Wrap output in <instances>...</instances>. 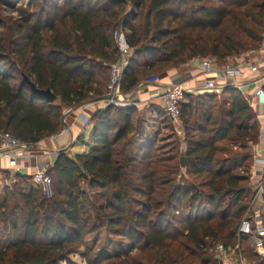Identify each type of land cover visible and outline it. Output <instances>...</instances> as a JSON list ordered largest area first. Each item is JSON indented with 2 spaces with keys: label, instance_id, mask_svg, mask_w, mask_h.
<instances>
[{
  "label": "trees",
  "instance_id": "obj_1",
  "mask_svg": "<svg viewBox=\"0 0 264 264\" xmlns=\"http://www.w3.org/2000/svg\"><path fill=\"white\" fill-rule=\"evenodd\" d=\"M4 1L14 2L0 5ZM28 5L21 21L8 23L0 15V134L29 145L60 134L66 110L108 94L111 68L121 59L117 30L133 49L123 93L156 72L163 76L208 56L226 63L264 42V0ZM27 79L38 90H51L56 101L35 93ZM222 96L185 94L184 154L179 147L156 154V142H141L144 121L133 120L134 108L96 111L92 147L74 157L62 153L48 169L50 196L32 177H20L17 193L5 188L0 264H60L83 247L86 264H218V244H239L250 264H264L253 238L238 237L242 220L253 212L250 170L260 126L238 90L226 88ZM227 141L240 151L221 145ZM103 230L121 241L98 249L87 244Z\"/></svg>",
  "mask_w": 264,
  "mask_h": 264
},
{
  "label": "crops",
  "instance_id": "obj_2",
  "mask_svg": "<svg viewBox=\"0 0 264 264\" xmlns=\"http://www.w3.org/2000/svg\"><path fill=\"white\" fill-rule=\"evenodd\" d=\"M143 62L144 61L141 59L139 65L143 64ZM203 62L202 59L198 58L177 69H169L163 76L148 77L139 83L137 88L128 93H123L120 89V94L122 96L121 101H134L137 104L134 107H129L135 109L133 119L139 115H146L147 117V122H144V136L141 137V142H152L151 138L154 136L156 138L158 137L159 130L155 129L154 124L155 120L158 121L161 113L165 114L160 99V94L163 89L172 85H181L185 90V94L188 95L214 94L213 92H206L204 90L208 76L203 72ZM228 62L232 63L230 60L227 61V63ZM222 64L224 63H219V65ZM180 71L182 73L181 75L185 77L183 80H181L182 77H179ZM235 89L240 92L244 100L252 108L260 126L259 141L252 147L254 158L250 172V181L255 194L261 181L264 179V110L260 111L252 107L249 102V95L243 93L240 88ZM249 90L250 89H245L246 93ZM222 94L223 92L220 95ZM214 95L217 96L218 94ZM105 105V102L92 101L78 108L66 110L64 112L63 131L56 135L55 139L49 137L37 144L29 145L28 149L32 154V158L22 160L17 168L12 167L7 159L1 157L0 150V188L5 189L13 179L15 182H18L19 179L26 177H32V183L36 185L34 182V174L42 167L50 168L53 166L61 152L64 151L69 157H74L77 154L88 151L93 145V125L91 123V118L96 111L105 109ZM165 117H167L166 114ZM183 145H185L186 148L185 141H183ZM2 195L5 196V193L3 192ZM263 200L264 196L263 198L259 197L256 208L260 206V203H263ZM256 239L257 237L254 235L252 241L254 246ZM255 253L264 257V248L261 249L260 252ZM232 260H234V258ZM217 263L219 264L218 260ZM223 264H228V261H225Z\"/></svg>",
  "mask_w": 264,
  "mask_h": 264
},
{
  "label": "built area",
  "instance_id": "obj_3",
  "mask_svg": "<svg viewBox=\"0 0 264 264\" xmlns=\"http://www.w3.org/2000/svg\"><path fill=\"white\" fill-rule=\"evenodd\" d=\"M114 38L121 59L117 64L112 66L110 71L108 94L111 95L120 93V83L129 59L133 54V49L129 46L123 31H115ZM203 72L208 76L204 87L206 92H213L214 94L220 95L226 88H240L243 93L249 95V102L252 107L260 111L264 110V42L252 60H243L237 64L226 62L222 65L215 66L210 59H206L203 62ZM245 89L250 90L246 93ZM160 99L167 117L174 121L179 120L181 115L180 104L185 99L184 88L181 85L167 87L162 90ZM113 103L115 106L121 108L137 105L134 101L119 100L113 101ZM50 138L55 139L56 136ZM28 147L29 144L10 134H0L1 157L7 159L9 164L14 168H17L22 160L32 158ZM48 169V167H42L34 174V182L42 188L46 195L51 194L52 185V179L48 175ZM263 196L264 179L256 190L251 203L253 215L246 216L242 220L238 231L239 238H253L254 235L257 237L258 240L256 239L254 248L255 252H260L264 248V219L262 217L264 214V200L256 208L259 197L263 198ZM235 248L237 252H240L239 244ZM228 250L229 248L223 244H218L214 248L213 254L219 264H223L225 261H228V264H234ZM241 260V264H246L242 257Z\"/></svg>",
  "mask_w": 264,
  "mask_h": 264
},
{
  "label": "rangeland",
  "instance_id": "obj_4",
  "mask_svg": "<svg viewBox=\"0 0 264 264\" xmlns=\"http://www.w3.org/2000/svg\"><path fill=\"white\" fill-rule=\"evenodd\" d=\"M10 1V0H8ZM30 0H14L13 4L10 2H6L4 1L3 3H1L0 5V15L3 16V18L5 19L6 22L8 23H12L16 22V21H21L20 17H21V13L22 11H26L27 9H29V3ZM22 9V11H21ZM30 11H33V6H31ZM258 53V49H252V50H247L245 52H243L240 55H236L233 56L231 58L228 59V61L230 60L232 63H239L243 60H252V58L254 56H256ZM206 59H210L215 66L219 65V60L215 57H211L208 56L204 59H202V61L206 60ZM177 69V68H175ZM163 72H156V75H151V76H161L160 74H162ZM180 75L179 77L181 78V80L185 79V77H183L181 74V71L179 72ZM149 76V77H151ZM187 76V75H186ZM182 82V81H181ZM218 99H224L222 95H217ZM163 108V106H162ZM164 110V108H163ZM138 117H140V119L142 121H146L147 122V117L146 115H139L136 116L133 120H136ZM155 129L159 130V135L156 138L155 136L153 138H151L152 142H156L157 146L155 148V152L156 154H168L174 147H179V152L184 154L185 151V145H183V141H184V137H185V133L183 130V123L182 120L179 119L177 121H174L172 119H170L169 117H165L164 113H161V115H159L158 121L155 120ZM174 137V138H173ZM183 145V146H181ZM221 145H223V147H228L231 151H235L238 152L240 151V149L236 146L233 145V143H229L227 142H223L221 143ZM161 151V152H160ZM64 153V151L62 152ZM225 154H219V157H224ZM251 172V170H250ZM184 178L185 176L182 175ZM15 183V184H14ZM16 186H23V181H18L17 184L14 181V179L5 187L6 189H8L9 192L13 193H17V187ZM83 188L85 190H87V186H85V184H83ZM4 188H0V202H2L3 199V192L6 190ZM8 192V193H9ZM5 193V192H4ZM50 196V195H47ZM11 203L14 205L15 203H17L16 198H12ZM2 213V211H0ZM248 216L253 215L252 213H248ZM2 224V220H0V226ZM0 233L1 229H0ZM5 235V234H4ZM119 241H121L119 238L111 236L109 234L106 233V231H101L98 235H91L87 238V244L89 245H93L96 244L95 246L97 247L96 249L99 248V246H102L108 242H112L113 245L114 243H119ZM119 246V245H118ZM84 249L85 247L81 248L78 252H76L75 254H73L72 256H70L67 261L65 262H61L60 264H86L85 260L83 259V255H84ZM241 250V249H240ZM112 251H116V249H112ZM230 252V257L234 260L233 263L234 264H241V257L242 259L246 262V264H249L247 262V260L245 258H243L241 252H237L236 248L233 247H229ZM241 255H240V254Z\"/></svg>",
  "mask_w": 264,
  "mask_h": 264
},
{
  "label": "water",
  "instance_id": "obj_5",
  "mask_svg": "<svg viewBox=\"0 0 264 264\" xmlns=\"http://www.w3.org/2000/svg\"><path fill=\"white\" fill-rule=\"evenodd\" d=\"M27 81L29 82L32 90L35 93H37L38 95H40L43 98L47 99L50 103H53L54 101H56L57 98L51 92V90H38L32 82H30L28 79H27ZM121 98H122V96H121L120 93H117L115 95L107 94L104 97L95 100V102H105L106 103L105 108H108V107H111V106H115L114 103H113V101H119V100H121ZM60 154H62V152ZM186 161H187V158L185 156H182L181 157V167L182 168H185Z\"/></svg>",
  "mask_w": 264,
  "mask_h": 264
}]
</instances>
